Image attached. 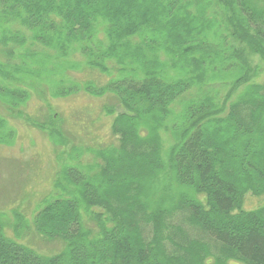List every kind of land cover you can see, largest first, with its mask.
<instances>
[{
  "label": "trees",
  "instance_id": "trees-1",
  "mask_svg": "<svg viewBox=\"0 0 264 264\" xmlns=\"http://www.w3.org/2000/svg\"><path fill=\"white\" fill-rule=\"evenodd\" d=\"M249 55L264 64V0H0V146L33 94L121 108L105 112L114 143L56 158L32 226L62 249L18 243L31 223L14 212L0 264H264V203L243 208L264 200V83ZM80 65L105 82L73 81ZM52 120L33 126L64 147Z\"/></svg>",
  "mask_w": 264,
  "mask_h": 264
},
{
  "label": "rangeland",
  "instance_id": "rangeland-1",
  "mask_svg": "<svg viewBox=\"0 0 264 264\" xmlns=\"http://www.w3.org/2000/svg\"><path fill=\"white\" fill-rule=\"evenodd\" d=\"M248 58L251 66L259 69L253 80L264 83V64L261 59L256 55H249ZM80 68L79 72L71 76L73 81L82 83L90 80L97 86L105 82L106 78L97 71L85 69L83 65ZM109 107H113L115 113L121 112L111 96L97 98L80 92L57 100L50 99L43 91L32 95L24 110L27 120L9 118L17 138L11 147L0 146V223L9 237H14L10 228L16 223L13 213L19 212L29 220L31 227L21 231L25 237L18 243L47 256L62 249L60 241H47L34 233L33 214L42 200L55 193L53 182L58 170L56 158L60 152L71 145L98 148L114 143L115 139L109 129L112 117L105 114ZM0 115L8 117L1 107ZM51 115V127L61 132L67 141L64 147H55L44 132L33 126L48 123ZM263 203L262 198L247 194L243 208L251 210ZM87 224L95 229L92 222H86Z\"/></svg>",
  "mask_w": 264,
  "mask_h": 264
}]
</instances>
